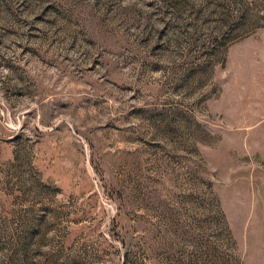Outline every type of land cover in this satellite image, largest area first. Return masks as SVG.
I'll use <instances>...</instances> for the list:
<instances>
[{
  "label": "rangeland",
  "instance_id": "obj_1",
  "mask_svg": "<svg viewBox=\"0 0 264 264\" xmlns=\"http://www.w3.org/2000/svg\"><path fill=\"white\" fill-rule=\"evenodd\" d=\"M0 264H264V0H0Z\"/></svg>",
  "mask_w": 264,
  "mask_h": 264
}]
</instances>
